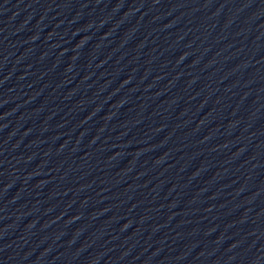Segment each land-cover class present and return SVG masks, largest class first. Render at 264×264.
Segmentation results:
<instances>
[{
  "label": "water",
  "instance_id": "95a60500",
  "mask_svg": "<svg viewBox=\"0 0 264 264\" xmlns=\"http://www.w3.org/2000/svg\"><path fill=\"white\" fill-rule=\"evenodd\" d=\"M0 264H264V0H0Z\"/></svg>",
  "mask_w": 264,
  "mask_h": 264
}]
</instances>
